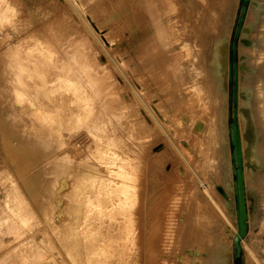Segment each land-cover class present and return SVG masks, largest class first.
<instances>
[{
  "label": "rangeland",
  "instance_id": "obj_1",
  "mask_svg": "<svg viewBox=\"0 0 264 264\" xmlns=\"http://www.w3.org/2000/svg\"><path fill=\"white\" fill-rule=\"evenodd\" d=\"M238 106L253 230L241 251ZM90 168L114 198L86 239L120 240L85 256L68 232ZM3 238L0 264H264V0H0Z\"/></svg>",
  "mask_w": 264,
  "mask_h": 264
},
{
  "label": "bare ground",
  "instance_id": "obj_2",
  "mask_svg": "<svg viewBox=\"0 0 264 264\" xmlns=\"http://www.w3.org/2000/svg\"><path fill=\"white\" fill-rule=\"evenodd\" d=\"M143 5H144V2H143ZM150 5L152 7V4H150ZM77 9H78V7H77ZM78 10L80 11V8ZM81 12L82 11H80V13ZM199 27L202 28V22L199 24ZM241 31H242V29L240 30V33H241ZM220 46H221V44H220ZM236 47L238 48V46H236ZM225 51H226V49H225ZM234 67H235L236 77L238 79L237 80L238 81L237 98L239 99V97H240V89H241V87H240V77H241V64H240V62L237 61L235 63V65H234ZM228 69H229V67H228ZM236 109H237V111H238L237 113L239 115V106H238V108L236 107ZM240 121H241V119H240ZM238 129H239V127L236 128L235 124H233L232 126H229V131L231 133H233V134H236ZM242 136H243V134H242ZM242 136L240 134L242 154H243V157H244L245 147H244V141H243L244 137H242ZM11 150H13V152L16 153L17 156L20 155L21 153H23V152H21L20 149L18 150V149H13L12 148ZM233 155L234 154L232 152V156ZM39 163H40V159H36L35 162H34V167L36 166L37 168H30V169H32V174H31L30 177L25 178V180H28V181L30 180L31 181L34 176L38 175V173L40 172V169H41V168H38ZM243 164L245 165L244 159H243ZM236 168L237 167L233 166V170L234 171L236 170ZM104 169L105 168H90V169H86L88 172L83 174L84 175L83 181L86 182V184L81 187L80 192H79L76 200L72 201L76 205L75 210L73 211V217H72V219L75 221V223H74V225H75L74 229L75 230L68 232V235H70V237L71 236L72 237L75 236V237L79 238L78 247H77V249L74 252V254H76V255H80L81 253L84 254V253H88V252L89 253L90 252L94 253L93 251H95V250H98V252L102 251V250H104L103 248H107L109 246H112L115 240H118V241L120 240V237L118 235L114 234V233L107 235V239L103 240L102 242H98L97 240H95L92 237L89 240L86 239L85 232L89 228L90 225H94V224H98L99 225V224L104 223L103 218L101 217V215L105 214L107 206L109 205V203L114 198L113 197V191H112L114 185H113L112 182H110V181H108L106 179V175L104 174L106 169L105 170ZM145 169L146 168L138 169L139 174H140L139 175L140 176L139 177V181L142 182V184H140V189H139V185H136V186L140 190V194L139 195L141 197H145L146 196V190H145V187L143 186L145 184ZM244 172H245V183H246V186H247L248 185L247 184V172H246L245 168H244ZM218 187H219L220 192L225 196L224 200H226V204L230 205L231 202L234 201V198H233L234 196H231L232 194L231 195L229 194V192L227 191V187H225L224 185H220ZM233 188H234L235 197H236V193L238 191L237 184H236V179H234V187ZM231 190H233V189H231ZM34 192H35L34 190L31 191L33 197H34ZM108 193L110 194V196H108L109 195ZM111 193H112V196H111ZM108 198H110V199H108ZM248 202L249 201L247 200V203ZM234 211H235V209H234ZM234 215H236L237 227H238L237 230H236L235 239H234V243H235V242H237L239 240V234H238L239 226H238L237 208H236V214L234 213ZM249 219H250V214L248 212V224H249ZM68 227L71 229L72 225L69 224ZM79 227L81 228V230H80ZM70 229H63L61 231H62V233H64V231H68ZM248 234H249V228H248V232H247L246 236L243 237L242 240H241V244H242L243 248H244L245 239L247 238ZM83 236H85V237H83ZM6 242L7 241L5 239L0 241V245L1 244L2 245L5 244ZM109 244H111V245H109ZM9 257L10 256L4 258V260H6V259L8 260Z\"/></svg>",
  "mask_w": 264,
  "mask_h": 264
},
{
  "label": "water",
  "instance_id": "obj_3",
  "mask_svg": "<svg viewBox=\"0 0 264 264\" xmlns=\"http://www.w3.org/2000/svg\"><path fill=\"white\" fill-rule=\"evenodd\" d=\"M233 78V76H231ZM234 98L237 100V86L238 81L236 77V73L234 74ZM236 128H238V119H237V109H235L234 114V123ZM232 126V125H231ZM232 134V144L234 146L233 149V158L235 165L237 164V168L235 172V179L237 184V193H236V200H237V215H238V234L239 240L236 243V246L239 251L243 249L241 244V240L243 237L246 236L249 228L248 224V205H247V193H246V183H245V172H244V164H243V154H242V147H241V139L239 130H237L236 134Z\"/></svg>",
  "mask_w": 264,
  "mask_h": 264
},
{
  "label": "crops",
  "instance_id": "obj_4",
  "mask_svg": "<svg viewBox=\"0 0 264 264\" xmlns=\"http://www.w3.org/2000/svg\"><path fill=\"white\" fill-rule=\"evenodd\" d=\"M252 231H253V230L249 231V234H248V236L252 235ZM248 236H247V237H248Z\"/></svg>",
  "mask_w": 264,
  "mask_h": 264
}]
</instances>
